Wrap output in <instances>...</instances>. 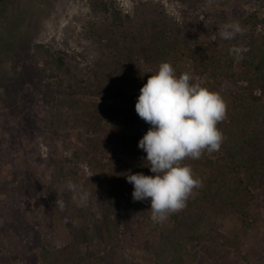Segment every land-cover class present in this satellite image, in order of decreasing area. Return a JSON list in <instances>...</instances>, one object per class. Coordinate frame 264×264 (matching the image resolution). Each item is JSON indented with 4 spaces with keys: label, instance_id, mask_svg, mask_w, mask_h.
<instances>
[{
    "label": "rangeland",
    "instance_id": "obj_1",
    "mask_svg": "<svg viewBox=\"0 0 264 264\" xmlns=\"http://www.w3.org/2000/svg\"><path fill=\"white\" fill-rule=\"evenodd\" d=\"M103 1L125 16L129 31L148 40L155 30L167 28L207 44L215 24L238 22L248 29L254 23L247 13L253 20L264 15V6L247 0H0V264L165 261L156 260L163 251L158 244L173 234L174 218L170 214L156 226L142 217L149 202H134L125 179L128 172L153 175L145 166L146 153L137 147L142 136L109 132L112 115L134 127L150 125L134 106L109 91L122 42ZM199 15L204 16L201 21ZM241 36L225 40L219 35L218 48L210 53L220 61L228 59L231 48H242ZM239 65L235 59L234 69ZM133 66L141 64L135 60ZM51 68L82 88L77 93L56 91L47 77ZM175 71L194 77L185 59ZM147 79H140L138 92ZM224 85L228 91L239 87L235 80ZM89 108L104 117L97 132L83 122L82 111ZM204 155L226 159L215 152ZM191 168L201 186L187 201L202 199L203 193L210 196L201 230L216 221L217 230L234 245L187 241L184 264H264V169L241 172L256 194L248 215L242 216L223 211L222 200L212 198L216 187L204 166ZM69 180L91 193L86 206L73 202L66 189ZM60 198L64 211L54 204ZM58 243L69 247L58 253Z\"/></svg>",
    "mask_w": 264,
    "mask_h": 264
},
{
    "label": "trees",
    "instance_id": "obj_2",
    "mask_svg": "<svg viewBox=\"0 0 264 264\" xmlns=\"http://www.w3.org/2000/svg\"><path fill=\"white\" fill-rule=\"evenodd\" d=\"M254 5L264 6V0H247ZM103 10L109 15L121 38V49L117 67L109 80V91L125 99L134 106L139 95L138 87L141 78H148L153 73V67L161 62H169L174 69L180 61L185 59L190 63L194 75L193 81L203 87L221 94L227 104L228 121L217 124L223 133L224 140L215 153L224 155L223 161L205 158V151L199 159H185L182 163L187 165L204 166L208 177L216 187V195L212 198L222 200V210H233L242 216L248 215L250 204L256 200L255 192L246 183L241 175L242 170L264 169V15L258 19L251 17L253 28H245L239 43L243 49V59L239 60L238 69H234L235 58L233 55L220 61L213 51L218 48L220 25L215 24L207 44L195 39H183L170 29L160 28L155 30L150 40L141 33L129 31L125 16L111 3L101 2ZM199 15V21L203 19ZM197 21L195 24L197 25ZM216 35L213 40L212 36ZM237 47V46H236ZM208 48V49H207ZM138 60L141 66L135 69L133 62ZM208 76L209 80L199 82L196 77ZM51 84L56 91L77 93L78 85L75 81H66L62 75L53 68L47 73ZM225 80H235L239 87L236 91H228L224 85ZM84 87V86H83ZM82 93V92H81ZM83 94V93H82ZM83 122L93 132L100 129L104 117L95 108L82 111ZM109 132L118 135L128 132L143 136L148 127H134L126 118L112 115L109 117ZM208 194L203 193V198L187 201L186 207L174 218L173 234L163 237L156 260L165 257L162 264H184L187 253L186 242H196L198 239L210 242L214 247L222 244H233L225 235L217 230V223L213 221L206 230H201L206 217L205 205ZM207 198V199H206ZM206 199V201H204ZM150 204L140 211L142 217H147L151 223ZM62 253L68 245L56 244ZM237 252V247L234 248ZM63 255V254H62ZM59 256V255H58ZM57 256V259L59 258ZM79 259H76V261Z\"/></svg>",
    "mask_w": 264,
    "mask_h": 264
},
{
    "label": "clouds",
    "instance_id": "obj_3",
    "mask_svg": "<svg viewBox=\"0 0 264 264\" xmlns=\"http://www.w3.org/2000/svg\"><path fill=\"white\" fill-rule=\"evenodd\" d=\"M244 31L238 22L225 23L219 35L231 40ZM212 39H216L215 34ZM230 53L237 61L243 59L242 48L233 47ZM192 81L189 73L177 75L169 62H161L139 89L134 105L138 116L150 125L137 147L146 153L145 166L153 175L128 172L125 179L132 185L134 202L148 200L154 223L184 209L193 190L201 186L191 166L182 162L199 159L205 151H218L224 140L217 124L226 118V101L220 93ZM66 189L73 193L78 207L87 205L88 190L71 180ZM54 204L65 210L62 198Z\"/></svg>",
    "mask_w": 264,
    "mask_h": 264
}]
</instances>
